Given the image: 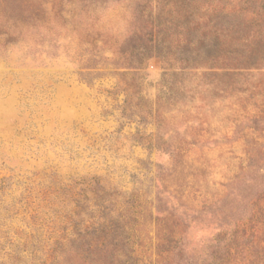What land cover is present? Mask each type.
<instances>
[{
  "label": "rangeland",
  "instance_id": "1",
  "mask_svg": "<svg viewBox=\"0 0 264 264\" xmlns=\"http://www.w3.org/2000/svg\"><path fill=\"white\" fill-rule=\"evenodd\" d=\"M0 264H264V0H0Z\"/></svg>",
  "mask_w": 264,
  "mask_h": 264
}]
</instances>
